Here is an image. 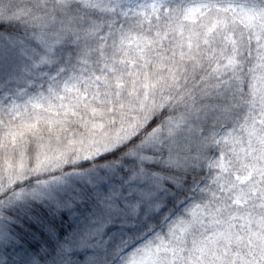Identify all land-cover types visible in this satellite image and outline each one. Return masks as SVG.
Listing matches in <instances>:
<instances>
[{"label": "snow or ice", "instance_id": "snow-or-ice-1", "mask_svg": "<svg viewBox=\"0 0 264 264\" xmlns=\"http://www.w3.org/2000/svg\"><path fill=\"white\" fill-rule=\"evenodd\" d=\"M0 264H264V0H0Z\"/></svg>", "mask_w": 264, "mask_h": 264}]
</instances>
